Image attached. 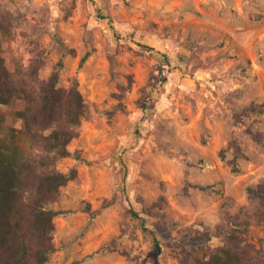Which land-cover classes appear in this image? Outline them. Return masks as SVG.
Masks as SVG:
<instances>
[{
	"label": "rangeland",
	"instance_id": "374dc122",
	"mask_svg": "<svg viewBox=\"0 0 264 264\" xmlns=\"http://www.w3.org/2000/svg\"><path fill=\"white\" fill-rule=\"evenodd\" d=\"M0 6L12 20L0 54L14 84L19 67L40 60L47 80L62 60L59 86L77 84L87 105L69 155L51 164L78 176L47 205L57 212L47 264H193L231 227L234 246L251 252L244 264H264V202L248 196L264 181V146L247 133L264 134V113L236 120L252 103L264 109V0ZM7 112L0 105V147L19 160L47 154ZM234 139L238 171L233 150L221 155ZM242 207L257 213L247 228Z\"/></svg>",
	"mask_w": 264,
	"mask_h": 264
},
{
	"label": "trees",
	"instance_id": "16d2710c",
	"mask_svg": "<svg viewBox=\"0 0 264 264\" xmlns=\"http://www.w3.org/2000/svg\"><path fill=\"white\" fill-rule=\"evenodd\" d=\"M10 14L0 6V30L10 33ZM88 58L86 55L82 62ZM42 62L33 61L25 69L17 70L16 85L12 74L0 54V105L8 106L7 115L22 121V131L33 148L42 147L47 154L30 153L27 158L17 159L0 147V264H47L56 249L53 233L56 230L57 212L47 205L61 199L62 188L77 178V170L62 172L52 167V162L69 155V143L79 135L81 121L86 112L85 98L77 84L69 88L59 86L61 60L47 80L40 79ZM264 113L261 105L252 103L236 115ZM247 133L264 146V134L248 128ZM233 150L230 164L238 171V159L245 156L237 139L221 151ZM206 190L205 186H198ZM250 199L264 202V181L248 188ZM106 199L103 207L113 204ZM229 205L228 203H225ZM134 213L133 211H131ZM256 214L242 207L239 227L251 225ZM233 217L227 213L225 224L232 225ZM229 231L228 239L208 259L197 258L193 264H244L250 257L248 249H237L233 241L238 235Z\"/></svg>",
	"mask_w": 264,
	"mask_h": 264
}]
</instances>
